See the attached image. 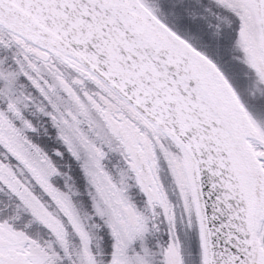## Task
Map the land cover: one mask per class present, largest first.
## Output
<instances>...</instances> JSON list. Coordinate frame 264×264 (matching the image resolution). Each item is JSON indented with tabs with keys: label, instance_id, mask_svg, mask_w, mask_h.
Returning a JSON list of instances; mask_svg holds the SVG:
<instances>
[{
	"label": "snow or ice",
	"instance_id": "snow-or-ice-1",
	"mask_svg": "<svg viewBox=\"0 0 264 264\" xmlns=\"http://www.w3.org/2000/svg\"><path fill=\"white\" fill-rule=\"evenodd\" d=\"M0 264H264V0H0Z\"/></svg>",
	"mask_w": 264,
	"mask_h": 264
}]
</instances>
